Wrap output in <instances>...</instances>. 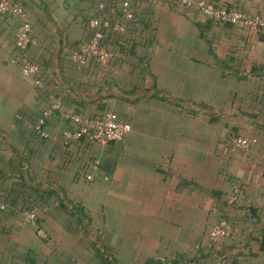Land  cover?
<instances>
[{
	"label": "crops",
	"instance_id": "1",
	"mask_svg": "<svg viewBox=\"0 0 264 264\" xmlns=\"http://www.w3.org/2000/svg\"><path fill=\"white\" fill-rule=\"evenodd\" d=\"M142 8L152 27L146 36L119 15L116 2L93 6L99 18L126 26L122 35L108 31L106 47L122 45L123 37L148 46L122 51L113 66L92 64L91 109L107 102L132 127L124 141L99 145L108 184L88 186L64 165L66 128L51 121L47 143L30 149L42 157L58 153L59 174L45 179L53 186L44 201L28 193L35 221L0 213V264H264V32L210 26L160 0ZM245 9L264 12V0H245ZM17 26L15 17H0L4 46ZM64 53L63 64L81 70L68 61L72 49ZM12 72L0 47L5 140L31 133L40 105ZM233 136L257 143L234 151ZM8 155L0 154V192L10 204L21 194ZM222 217L231 235L213 241L209 233Z\"/></svg>",
	"mask_w": 264,
	"mask_h": 264
},
{
	"label": "trees",
	"instance_id": "2",
	"mask_svg": "<svg viewBox=\"0 0 264 264\" xmlns=\"http://www.w3.org/2000/svg\"><path fill=\"white\" fill-rule=\"evenodd\" d=\"M10 1L19 3L28 13L32 24L31 38L33 41H36V45L31 44L26 51L19 50L16 44V33L20 26L19 22V26H17L15 33L5 37L4 42H7L5 43L6 45L4 46L3 43L0 42V47L4 49L6 53L8 67L13 70L12 75L10 73L11 78L17 80L18 84L25 85L23 90L26 94L30 91L27 88H31L35 97L40 102L39 108L36 109V113L34 112L36 123L43 117V114L47 109L53 107L56 100L59 98L61 99L63 109L67 110L74 108L76 113L85 118L100 119L107 113L113 112L118 115L121 122H124L120 115L107 102L104 103L103 108H101V104L98 103V109L96 111L91 109L90 102L95 96L89 93L90 89L94 87V84H92L94 78L92 64L99 63H97L93 58H88L86 63L83 65H80L72 60L73 53L77 50L79 45L89 42L97 31L95 28H91V21L94 19L100 20L101 24L104 21L110 22V27L101 29L104 33L102 45L105 49L114 53V57L107 65L113 66V64L118 61L120 62L122 60V51H126L130 55L136 53L139 47L148 48L147 45H143L138 41L139 38L134 40L129 37H123L124 35L122 36V45L113 46L112 48H108L104 45V40L108 35V31L115 30L114 25L118 23L111 22L112 20H108L109 18H99L98 14L93 13V6L95 3H102L106 5L110 2H116L119 6V15L125 18L126 14L122 0ZM155 1L157 0H131L128 10L133 13V18H125L127 22H130V24H136V27L138 26L139 28H142V33H145V36L147 33H150L152 27L151 25H148L147 16H145L141 11L143 9L142 5L147 3L152 4ZM160 1L166 4L178 6L179 8H183L187 11H192L198 18H204L210 26L215 25L229 29L236 28L242 31H253L252 29L239 27L230 23H223L219 20L210 18L197 9L183 7L173 0ZM206 1L219 8L227 10H237L244 13L247 11L245 9V0H234V2L232 0ZM249 13H254L253 15H264V12H260L259 10ZM61 14L65 17L64 21H59V16H61ZM0 17H5V15L0 14ZM125 31L117 32L119 35H122ZM259 31L264 32V29H260ZM143 38L144 36L142 39ZM69 48L72 49V54L71 56H68V61L81 68L78 72H71L69 68L63 64L64 52ZM58 54H60V56ZM27 61L35 63L40 67L39 74L33 76L24 75L22 67ZM36 80H40L45 88L38 87L36 85ZM53 84L59 88V92L52 89ZM54 120L61 121L65 125L66 130H73L76 128V124L71 120L65 119V117L58 111H53L50 117L47 118L46 124L41 130L38 131L34 128L31 133L27 132L22 134V139H20L19 135H14L11 139L5 140L6 136L4 135V132L0 131V154L3 157V153L6 151L9 154L8 156L15 158L13 165L11 164L10 166L9 174L13 179H15V181L18 180L14 183V185L15 187L18 185L19 190L16 189L14 192H16V195L19 193L21 194L19 202L9 204L4 201V197L8 196V194L6 192H0V201L5 205V209L0 210V213L16 211L15 213L22 217L21 223L28 222L24 216L26 211L33 213L38 212L34 211L36 208L33 205L32 198L28 196V193H36L39 197H41V201H44V193L47 194L51 192L52 190L50 188L53 186L52 183L47 182L45 179L52 174H59V172L56 171L57 167L55 165L58 160V153H51L46 157H42L39 156V152L36 151L34 153L33 150L30 149V146L32 148L33 145V148H35L38 144L36 149L38 150L41 148V145H45L47 143L48 137L44 136V132L47 133L46 127L51 125V121ZM112 142H109L108 144ZM61 143L65 149L64 153L66 161L64 162V165H66V167H73V173L78 176L77 178L79 180L85 181V184L88 186H104L108 184L109 179L106 180L105 169L102 166V163L106 160V151L99 148L100 144L94 142L89 133H85L77 140L74 139L68 142L64 139V137H62ZM98 160L99 164L97 175H95L92 180H89L87 177L89 174L94 173L93 166ZM58 170L61 169L58 168ZM40 173L43 174V180L45 181V183L42 184V187L36 183V179ZM27 201L28 204L26 203ZM64 205L65 204H62L61 206L64 207ZM74 207L78 206L75 204ZM15 213L14 215L17 216Z\"/></svg>",
	"mask_w": 264,
	"mask_h": 264
},
{
	"label": "built area",
	"instance_id": "3",
	"mask_svg": "<svg viewBox=\"0 0 264 264\" xmlns=\"http://www.w3.org/2000/svg\"><path fill=\"white\" fill-rule=\"evenodd\" d=\"M108 1V0H103ZM177 4L190 8L197 9L204 15L219 20L223 23H230L239 27L252 29L257 31L264 29V15H253L247 14L237 10H227L219 8L214 4L207 2L206 0H173ZM123 7L125 8V18L132 19L133 13L128 10L131 0H122ZM0 14L5 16L15 17L19 20L20 26L16 33V44L19 50L26 51L28 47L33 44L31 38L32 24L28 13L19 4L10 0H0ZM110 27V22L104 21L102 24L100 20L94 19L91 21V28H95L97 31L89 42L82 43L79 45L76 51H74L72 60L80 65L86 63L88 58H93L97 63L101 65H107L110 60L114 57V53L104 48L102 40L104 33L101 31L102 28ZM114 29L116 31H125V26L121 24H115ZM13 62V61H12ZM22 71L26 76H33L39 74L40 67L29 61L25 62L22 67ZM36 85L40 88H45L40 80H36ZM58 111L67 120H71L76 124V128L73 130H65L63 132L64 139L68 142L71 140H77L81 138L85 133H89L91 139L100 144L107 145L112 141H124L130 134L132 127L130 124L121 122L118 115L110 112L107 113L103 118L100 119H89L85 118L74 110V108L63 109L61 99H57L53 107L47 109L43 117L36 123V130H41L46 124L47 118L53 113ZM44 136L47 137V133L44 132ZM257 143L256 139H249L243 137H230L229 147L232 150H243L248 151L250 148ZM99 162L96 161L93 166L94 173L88 175V179L92 180L97 175ZM106 180L108 177L106 176ZM234 202V199L230 200ZM5 205L0 201V210H4ZM25 217L28 222H33L36 219V215L33 212L26 211ZM231 226L227 219L220 218L213 226L210 232V238L213 241H217L221 238H227L231 235Z\"/></svg>",
	"mask_w": 264,
	"mask_h": 264
}]
</instances>
